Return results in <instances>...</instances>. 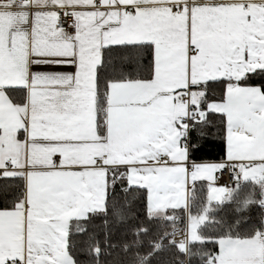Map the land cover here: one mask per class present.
Here are the masks:
<instances>
[{
  "label": "snow or ice",
  "instance_id": "obj_1",
  "mask_svg": "<svg viewBox=\"0 0 264 264\" xmlns=\"http://www.w3.org/2000/svg\"><path fill=\"white\" fill-rule=\"evenodd\" d=\"M134 190L264 264V0H0V264H77Z\"/></svg>",
  "mask_w": 264,
  "mask_h": 264
},
{
  "label": "trees",
  "instance_id": "obj_2",
  "mask_svg": "<svg viewBox=\"0 0 264 264\" xmlns=\"http://www.w3.org/2000/svg\"><path fill=\"white\" fill-rule=\"evenodd\" d=\"M119 203L122 210L118 214L100 213L93 218L89 233L73 236L79 245L72 253L77 264H189L188 255L211 251L203 245L190 246L191 240L182 251L169 240L172 229L186 214L190 219L187 212L172 211L166 217L150 218L145 213L143 194L135 190L120 197ZM82 228V224L72 226L73 232ZM207 232L205 228L203 233ZM181 252L187 254L181 256ZM193 264L198 262L193 260Z\"/></svg>",
  "mask_w": 264,
  "mask_h": 264
},
{
  "label": "built area",
  "instance_id": "obj_3",
  "mask_svg": "<svg viewBox=\"0 0 264 264\" xmlns=\"http://www.w3.org/2000/svg\"><path fill=\"white\" fill-rule=\"evenodd\" d=\"M187 214L183 218L181 224L172 229L169 240L173 242L179 249L185 251L187 248L188 238H187Z\"/></svg>",
  "mask_w": 264,
  "mask_h": 264
},
{
  "label": "crops",
  "instance_id": "obj_4",
  "mask_svg": "<svg viewBox=\"0 0 264 264\" xmlns=\"http://www.w3.org/2000/svg\"><path fill=\"white\" fill-rule=\"evenodd\" d=\"M156 207H159L160 211H150V212H148L149 216H151V217H166L167 216V214L163 211V209L165 207H168L166 202L159 204V205H156ZM191 225L192 224L190 223V219H188V221H187V238H188V240H196L197 235L194 233V230H191ZM191 231H193L192 234H191ZM68 260H69V264H71V258L70 257L68 258Z\"/></svg>",
  "mask_w": 264,
  "mask_h": 264
},
{
  "label": "rangeland",
  "instance_id": "obj_5",
  "mask_svg": "<svg viewBox=\"0 0 264 264\" xmlns=\"http://www.w3.org/2000/svg\"><path fill=\"white\" fill-rule=\"evenodd\" d=\"M191 230H194V233H195V229H194V227L191 225ZM193 233V231H191V234ZM196 234V233H195ZM194 234V235H195ZM197 235V234H196Z\"/></svg>",
  "mask_w": 264,
  "mask_h": 264
}]
</instances>
